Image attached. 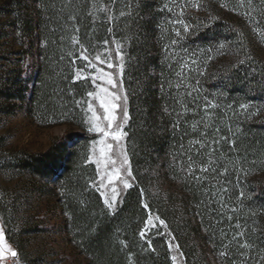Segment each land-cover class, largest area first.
<instances>
[{
	"label": "trees",
	"instance_id": "1",
	"mask_svg": "<svg viewBox=\"0 0 264 264\" xmlns=\"http://www.w3.org/2000/svg\"><path fill=\"white\" fill-rule=\"evenodd\" d=\"M39 1L58 4L60 32H52L51 13L46 25L41 9V85L34 91L35 103L41 101L43 87L45 98L63 92L62 85L48 84H81L73 82L67 58L63 59L71 29L78 48L90 51L113 39L127 46L123 82L134 183L118 210L110 213L92 186L97 173L89 162L85 138L72 147L61 140L59 146L30 160L35 173L56 178L68 233L86 262L172 264L165 237L157 231L140 235L154 214L164 221L186 264H264V182L253 176L261 154L256 149L260 134L246 126L241 133L235 130L223 107L239 98H263L264 86L252 84L240 68H228L209 81L199 76V68L193 71L198 64L193 68L186 64V72L177 74L189 54L223 34L221 28L201 29L202 22L187 9L178 20L161 23L160 17L171 14H165L159 0H104L112 5L110 12L91 11L90 0ZM230 141H235L234 147ZM189 156L196 162L192 174ZM200 166H208L209 171L200 172ZM240 231L245 235L234 240ZM245 241L249 249L238 247Z\"/></svg>",
	"mask_w": 264,
	"mask_h": 264
},
{
	"label": "rangeland",
	"instance_id": "2",
	"mask_svg": "<svg viewBox=\"0 0 264 264\" xmlns=\"http://www.w3.org/2000/svg\"><path fill=\"white\" fill-rule=\"evenodd\" d=\"M159 5L161 9H166L165 14H171L168 18L167 15L160 17L161 23L172 18L178 20L187 9L202 22L201 29L220 27V33L223 32L217 40L201 46L198 52L188 53L177 74L181 76L182 72H186V64L189 68L198 64L199 67L194 66L193 71L199 68V76L209 81L210 76L217 78L228 68H240L246 71L252 84L264 86V0H159ZM111 6L104 0H90L91 11L110 9ZM41 9L45 13L46 25L50 19L48 13H51L52 32H60L57 3L47 5V1L39 0H0V228L3 229L4 242L18 254L21 264H88L68 233V216L61 205L56 178L48 179L44 173H35L30 160L42 156L55 144L59 146L61 140H66L68 146L72 147L77 139L85 138L89 162L95 166L97 173L92 186L103 203L105 195L110 198L111 189L115 187L119 194L113 208L104 205L110 213L118 210L125 193L134 183L127 152L126 128L129 119L127 123L122 119L123 111L126 109L128 112L123 82L127 46L123 41L113 39L85 52V48H78L77 35L71 29L70 47L63 59L67 58V69L73 74V82L81 84H48L54 87L62 85L63 92L45 98L47 91L43 87L44 97L35 103L34 91L41 85L38 84L42 62L40 51L43 47L38 31ZM173 32L178 36L176 31ZM117 43L120 45L119 53L116 51ZM82 55H87L96 69L89 67ZM97 55L112 63L113 67L108 68L106 63L96 61ZM99 69L112 74L116 87L109 85L106 77L96 79L100 74ZM78 71L79 79L76 75ZM101 88H107L109 93L114 92L121 99L112 100L110 96L100 93ZM89 92L100 93L110 103L119 105L114 110L117 120L111 131H116L117 125H122L121 131L126 133L122 140H113L111 136L105 138L103 133L88 130L92 127L88 102L101 117V126L107 128V120L104 119L107 113L100 107L98 98L87 95ZM242 105L246 107L242 108ZM223 107L229 121L232 119L234 122L235 130L241 133L242 127L246 126L253 134H260L256 149L261 150V154L255 161L253 176L264 182V97L239 98L235 103H226ZM102 139L105 144L112 145V149H106L103 157L98 143ZM125 155L127 163L124 162ZM116 169H119V178L112 179L109 184ZM124 181L131 187L125 188ZM149 219L151 224L148 223ZM160 221L157 215L150 214L142 230L144 236L159 232L167 239L168 247L171 245L172 264H186L165 223L160 224ZM11 257L5 250L0 264H8Z\"/></svg>",
	"mask_w": 264,
	"mask_h": 264
},
{
	"label": "snow or ice",
	"instance_id": "3",
	"mask_svg": "<svg viewBox=\"0 0 264 264\" xmlns=\"http://www.w3.org/2000/svg\"><path fill=\"white\" fill-rule=\"evenodd\" d=\"M194 6H196V5H194ZM169 10H171V9H169ZM101 11L110 12L111 9H109V8H101ZM124 15H125L124 12L120 13V16H124ZM73 19H74V17H73ZM108 20L109 21L112 20V16L111 15L108 16ZM111 30H112L111 28L108 29V31H111ZM177 35H179V33H177ZM105 44H107V41H105ZM119 49H120V45H119V43H117V45H116L117 53H119ZM85 52H86V49H85ZM81 58L84 61L88 62V66L89 67H91L93 69H96V65L89 60V57L87 55H82ZM121 59H122V56H121ZM95 60L99 61L101 64H105L106 63L108 68H112L113 67L112 63L108 62L107 60H102L100 55H97L95 57ZM119 67H120V71H121V74H122L123 73V63H121ZM99 73L100 74L96 77V79H104L106 77L107 78V83L109 85H112V87H116V82L113 80L111 73L104 72L103 69H99ZM76 75H77V79H79L80 78V72L78 71ZM100 93H104L106 96H110L112 98V100L121 99V97L116 95V93H114V92L109 93L107 88H101L100 89ZM100 93L89 92L87 95L89 97H94V98H98L99 99L100 107L104 110L105 113H107V115L104 117V119L107 120V128L101 126V124L99 123V121H101V117L99 115H97L96 110L92 106L91 102H88V110L91 111V113H92V116L90 117V120L92 121V127H90L88 130L89 131H96V132L103 133V136L105 138L111 136L113 140L120 141L126 135V133L121 131L122 125H117V130L116 131H111L114 122L117 120V116L114 114V110L117 109L119 107V105L116 104V103H110L108 100L105 99V96L100 95ZM124 99L125 100L127 99L126 95H125ZM209 106L210 107H215L214 105H209ZM241 107L243 108V107H246V106L242 105ZM166 111H167V109H166ZM122 119H123L124 123H127L128 119H129L128 112H127L126 109L123 111ZM217 131H219V130L217 129ZM98 143L101 145L100 154H101L102 157L106 155V149L108 151H110L112 149V145L111 144H105V140L104 139L100 140ZM196 143H199L201 148L205 147L204 143H202L200 141H196ZM213 143H218V141H213ZM229 143L233 147L235 146V141H230ZM209 155H211V154L209 153ZM189 161H190V165H189V170L188 171H189V174H192V172L194 170L193 166L196 164V162L192 160L191 156H189ZM124 162L125 163L128 162L126 155H125ZM99 163H100V160L98 159L97 160V164L99 165ZM105 163H107V162L105 161ZM112 163L115 164V161L113 160ZM209 163H211V161H209ZM199 171L202 172V173L208 172L209 171V167L208 166H200ZM115 172H116V174L109 179V181H108L109 184L112 183V179H118L119 178V169H116ZM128 174L131 175V172H129ZM196 178L199 179V177H196ZM101 179L103 180V177H101ZM124 187L128 188V187H131V185L127 181H124ZM111 191H112L111 197L109 198L107 195H105V198H104V203L110 209L113 208L114 202H115V200H116V198H117V196L119 194L115 187H113L111 189ZM223 191L226 192L227 189H223ZM240 195H241V197H243V192H241ZM110 200L112 202H110ZM145 207H147V205H145ZM233 211H235V209H233ZM228 219L231 220V217H228ZM148 223L149 224L152 223L151 219H149ZM160 224H164V221L161 220ZM235 227L237 229H240L241 225L239 223H237L235 225ZM140 235H141V237H144V235H145L144 231H141ZM244 235H245L244 232L240 231V232H238L236 234V236L233 237V239L235 240L237 237H243ZM169 247H171V245H169ZM177 247H178V245H177ZM238 247L243 248V249H249L251 247V245L248 244L245 241L243 243H239ZM5 250L12 257H16L18 255L15 251H13L11 249L10 246H8L6 244V242H4L3 229L0 228V259L4 258ZM221 255H227V254L226 253H221ZM172 259L175 260L176 257L173 256Z\"/></svg>",
	"mask_w": 264,
	"mask_h": 264
},
{
	"label": "built area",
	"instance_id": "4",
	"mask_svg": "<svg viewBox=\"0 0 264 264\" xmlns=\"http://www.w3.org/2000/svg\"><path fill=\"white\" fill-rule=\"evenodd\" d=\"M8 264H21L20 257L18 255L16 257H11Z\"/></svg>",
	"mask_w": 264,
	"mask_h": 264
}]
</instances>
